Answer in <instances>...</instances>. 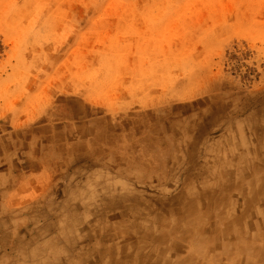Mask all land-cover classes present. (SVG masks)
I'll list each match as a JSON object with an SVG mask.
<instances>
[{
    "label": "bare ground",
    "instance_id": "obj_1",
    "mask_svg": "<svg viewBox=\"0 0 264 264\" xmlns=\"http://www.w3.org/2000/svg\"><path fill=\"white\" fill-rule=\"evenodd\" d=\"M243 92L215 84L124 116L67 96L41 115L0 113V264H264V92ZM66 197L83 213L55 239Z\"/></svg>",
    "mask_w": 264,
    "mask_h": 264
},
{
    "label": "rangeland",
    "instance_id": "obj_2",
    "mask_svg": "<svg viewBox=\"0 0 264 264\" xmlns=\"http://www.w3.org/2000/svg\"><path fill=\"white\" fill-rule=\"evenodd\" d=\"M215 84L263 95L264 0H0V113L41 115L67 96L111 116L143 114L191 104ZM57 183L67 187L66 175ZM67 197L51 211L55 239L83 213Z\"/></svg>",
    "mask_w": 264,
    "mask_h": 264
}]
</instances>
